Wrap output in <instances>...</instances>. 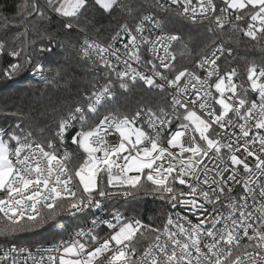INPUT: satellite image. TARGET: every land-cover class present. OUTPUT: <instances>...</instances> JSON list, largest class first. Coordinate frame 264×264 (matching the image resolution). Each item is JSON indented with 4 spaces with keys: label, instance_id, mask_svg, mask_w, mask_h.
I'll return each instance as SVG.
<instances>
[{
    "label": "snow or ice",
    "instance_id": "snow-or-ice-1",
    "mask_svg": "<svg viewBox=\"0 0 264 264\" xmlns=\"http://www.w3.org/2000/svg\"><path fill=\"white\" fill-rule=\"evenodd\" d=\"M44 3L52 12L68 18L64 27L69 30L80 19L82 10L89 7V0H44ZM92 3L107 12L126 7L123 0H92ZM156 3L165 11L175 5L193 22L211 20L221 30L231 23L232 13L236 21L249 16L253 23L248 24L244 35L253 41L258 36L264 37V0H223L225 6L219 9V14L214 0H196L195 6L193 0H156ZM21 8L18 21L3 17L0 25L3 30L23 26L13 42L20 36L27 37L29 18L37 15L46 18L39 0H25ZM145 21H153V16L142 15L135 29L122 25L113 37L116 40L121 32L127 37L122 54L112 45L105 47L88 40L81 52L85 57H98L104 67L115 72L125 91L129 88L125 77L133 83L139 78L160 91L166 85L175 89L178 94L171 95V111L144 106L131 116L107 111L98 123L85 130L89 115H99V109L114 97L109 80L98 89L93 85V90L84 94L85 103H77L61 117L54 133L56 139L48 140L46 147L34 142L31 132L22 137L0 127V193L4 194L0 197V214L5 221L0 226V237L29 230L21 225L25 220L32 222L33 227H42L48 219L54 220L61 214L60 204H66L63 211L74 216L88 210H103L106 200L134 196L141 190L158 195L172 208L182 206L201 218L193 223L185 215H168L160 229L139 219L129 220L113 209L111 220L100 217L91 220L94 227L104 224L110 230L104 238L95 233L94 227L87 232L80 229L70 241L61 240L44 250L58 255L37 258L29 249L13 248L0 261L7 260L13 252H21L27 253L25 264L28 258L33 264H264V82H261L264 68L258 71L253 65L248 69L251 90L258 93V99L251 100L247 89L243 95L238 94L233 80L237 75L235 69L218 75L217 53H224L223 45L212 52L215 59L205 56L198 64L201 69L211 65L206 78L185 68L168 79L152 60L145 62L153 73L147 75L133 68L129 60L141 63L142 48L147 46L159 60V66L171 70L168 61L174 62L176 56L170 49L180 36L165 33L150 39L144 36ZM156 26L160 27L158 21ZM46 50L50 51L39 49ZM6 56L15 62L2 70L3 78L12 79L32 64V54L25 47H10L8 41L0 39V57ZM108 57L122 63L124 70L117 71L119 64H113ZM33 67L37 72L45 71L43 64ZM155 77L165 83H156ZM213 77H216L214 84L209 83ZM213 87L218 97L213 95ZM226 92L232 95L226 98ZM210 101L220 106L219 113ZM174 121L178 123L171 130ZM77 124L79 130L71 136V143L83 151L85 159L73 171L68 167L72 153L65 148L58 155L56 142L65 144L67 133ZM214 126L219 129L216 133L212 131ZM230 127L238 128L239 134L229 132ZM164 132L169 133L166 146L161 143ZM74 179L80 185L79 195L73 187ZM104 180L106 187H101L100 181ZM235 186L240 187L239 193L234 194ZM44 208L49 210L47 219L41 217ZM58 226L64 228L63 224ZM142 229L156 235L153 244L137 260L135 240L138 234L143 235ZM85 236L88 240L82 242L79 238ZM245 238L249 243L243 245L244 251L233 255ZM11 264H17V258L13 257Z\"/></svg>",
    "mask_w": 264,
    "mask_h": 264
},
{
    "label": "trees",
    "instance_id": "trees-1",
    "mask_svg": "<svg viewBox=\"0 0 264 264\" xmlns=\"http://www.w3.org/2000/svg\"><path fill=\"white\" fill-rule=\"evenodd\" d=\"M24 3L25 0H0V25L3 24V17L13 22L18 21L21 18V5ZM39 3L44 8L46 18L38 15L29 18L31 22L28 24L30 29L28 43L25 36H20L13 42L15 35L23 31V26L19 28L13 26L8 30L0 27V39L8 41L10 47H25L32 54V64L27 65L24 72L12 79L0 75V127L16 134L31 132L44 145H47L48 140L56 139L54 133L61 117L77 103H85L84 94L90 93L93 85L99 87L107 84L109 80L114 97L99 109V115H89L85 130L98 123L100 116L107 111L131 116L142 106L170 109L171 99L166 92L133 84L127 80L125 82L129 84V88L125 91L120 87L121 80L109 79L97 64L85 60L80 51L82 34L78 30L109 42L117 32H120L122 25L126 24L133 29L142 15L153 13L162 17L166 31L180 36L174 47L176 72L185 68L191 69L196 61L215 45H223L225 49L220 61L223 72L235 69L236 77L246 87L248 69L253 65L264 68V37L258 36V39L253 41L236 31L213 32L209 23L190 22L180 14L163 12L156 0H123L126 7L111 12L101 9L89 0V7L82 10L80 19L73 22L74 27L71 30L64 27L68 18L52 12L45 6L44 0H39ZM77 24L78 26H75ZM31 41L35 43H30ZM41 47L50 51L41 52L39 51ZM12 62H15L12 57H0V73ZM38 63L45 66L43 73L35 71L33 66ZM176 124L173 126L176 127ZM77 130L79 124L67 135L64 144L72 153V161L76 168L85 159L84 153L71 143V136ZM100 183L101 187H106V180ZM66 206L58 205L61 214L54 220L48 219L42 227H33L32 222L27 220L21 221V225L29 230L0 237V247L54 243L59 238L55 231L56 224L72 220L70 214L63 211ZM120 207L128 214L136 216L145 225L162 229L168 202L160 199L158 195L146 194L141 190L133 199L120 204ZM48 216L49 210L41 215L45 219ZM4 223V218L0 214V226ZM141 231L143 235L139 234L135 245L144 248L150 245L156 233L148 232L146 229Z\"/></svg>",
    "mask_w": 264,
    "mask_h": 264
},
{
    "label": "built area",
    "instance_id": "built-area-1",
    "mask_svg": "<svg viewBox=\"0 0 264 264\" xmlns=\"http://www.w3.org/2000/svg\"><path fill=\"white\" fill-rule=\"evenodd\" d=\"M162 2H167V0H162ZM214 2L217 5V9H218L217 14H219V9L225 6L224 3H223V0H214ZM195 5H196V0H193V6H195ZM162 11L165 12V13L172 12V13L180 14L186 20H188L190 22H193L191 19H189V17H187L185 15H182L181 14V9L179 7H177V6H175V5H170V7L168 8L167 11H165V10H162ZM229 11L231 12V10H229ZM149 14L153 16V21H145V25H144V27H145L144 36L149 37L150 39H155L156 37H158V36H160L162 34H165V33L170 34L168 31H166L165 26H164L163 19H162V17L160 15H155L153 13L152 14L151 13H148L147 15H149ZM157 21L160 23V27H157L156 26V22ZM197 22H201V21L198 20ZM202 22L209 23L210 26H211V31L216 32V33L234 32V31H236V32H240L243 35H244V30H246L248 24L253 23L251 21V19H250L249 16H246L244 20L236 21L235 20V13H232V15H231V23L228 24V25H226L223 30H221L220 28H218L217 25H216V23H214L211 20H205V21H202ZM256 23H257V27H259L258 22H256ZM233 25H235V27H233ZM133 29H135V28H133ZM78 31L82 34V40H81V44H80V51H81V47H82V45H83V43H84L85 40H88L89 42L98 43V44H100L102 46H105V47H107L109 45H112L114 48L120 49L121 54L124 51L123 50V44L124 43H128V39H127V37L123 33H121V36L119 38H117L116 40H112V41L106 42V41H104V40H102V39H100V38H98V37H96L94 35H91L89 33L84 32L82 30H78ZM218 46H220V45L213 46L208 52H206V54H204L203 56H201L196 61V63L194 64V66L191 69H188V70L189 71H192V72H195L201 78H206V72H207V70L209 68H211V65H205V67L203 69H201V68L198 67V64L201 62L202 58L205 57V56H207L209 60L215 59V57H213L211 54H212V52ZM174 47H175V41L172 43V47L170 49V51H172V52L175 53ZM81 55H82V52H81ZM160 55L161 56L164 55L163 51L160 52ZM217 55L219 56V59L216 61V64L219 67V73H218V75L219 76H224L225 73H227V72H223V69H222V66H221V63H220L222 54L217 53ZM82 57L85 60H89V61L97 64L99 66V68L106 73V76L109 79L120 80L116 76L115 72H112L108 68H106V67L103 66L102 62L100 61V59L98 57H96V56L85 57L84 55H82ZM142 57H143V60H142L141 63H136L134 60H129V63L131 64V66L133 68H136L138 71L144 72L147 75H153V73L149 70V66L145 63L148 60H152L153 63H155L157 65V70L160 71L161 73H163L165 76H167L168 79H172L174 77V75L178 72V71L177 72L175 71V66H174L175 65V61L174 62L173 61H168L170 64H172V69L171 70L164 69V68L160 67L159 66V64H160L159 60H157V59H155L153 57L152 53L148 51L147 46H145L144 48H142ZM124 58H126V57H123L122 56V59H124ZM108 59H110L113 64H119V67L117 68V71L124 70L125 66L122 63H119L118 61H116L114 57H108ZM260 69H261L260 67H257V70L258 71ZM155 79H156V83H158V84L165 83L163 80H160L159 77H155ZM124 80H127V81L133 83L127 77H125ZM215 80H216V77H213L212 80L209 81V83L214 84ZM233 80H234V82L238 86V94L243 95L244 94V90L247 89V96H248V98L250 100L251 99H258V93H255V92H253L251 90V87H250L251 82L250 81L246 80V83H247V86H248V87H246L245 85H243V83L240 80H238V78L236 76L233 78ZM183 82L184 81L182 80L181 84H183ZM261 82H264V78H261ZM226 83H227V81H226ZM133 84H141L143 86L148 87L143 81L139 80V78ZM98 88L99 87H97V89ZM149 88H154L156 90H159V89H157L155 87H149ZM164 92H166L170 96V99H171V95L174 94V93H176V90L173 89V88H170V87H168L166 85ZM212 92H213V95L214 96H216V97L219 96V94L215 92L214 87L212 89ZM176 94H178V93H176ZM231 95L232 94L230 92H226L225 93V97L226 98L228 96H231ZM230 102H232V101H230ZM210 103H212V106L219 113L220 106L218 104H215L212 101H210ZM168 111H171V109H169ZM181 111H183V110H181ZM197 111L199 112V109H197ZM231 115L232 114H230V116ZM90 116H94V115H90ZM233 119L235 120L236 118L233 117ZM175 123H178V121H174L173 122L171 130H175L176 129V127L173 126ZM73 129H70L69 132L67 133V135ZM212 131L214 133H216L217 131H219V129L216 126H214V128H213ZM228 131L229 132L235 131L237 134H239V129L238 128H231L230 127L228 129ZM17 135H20V136L23 137L26 134H17ZM67 135H66V137H67ZM168 135H169L168 132H164L162 134L161 143L165 144V146H166V139H167ZM220 135H221V138H223V133L222 132H221ZM66 137H65V139H66ZM31 139L34 142H36V143L43 144L33 134H32ZM110 139H114V137H110ZM56 143H57V154L60 155V154L63 153L65 147H64V144L63 145H60L59 141H57ZM13 146H14V142H13ZM45 147H46V145H45ZM258 147H259V145L257 144L256 145V148H258ZM46 150H48V149L46 148ZM237 155H240V153H237ZM248 162L249 163L252 162L251 161V158H249V161ZM68 167L71 170H73V171L76 169L75 163L72 161V159H71V161L68 162ZM73 187L77 190V193L79 195L80 194V191H79L80 185H78L76 183V180L75 179L73 181ZM239 192H240V187L239 186H235V192H234V194L235 193H239ZM133 197L134 196H130V197L117 196V197H114V198H112L110 200H106L105 203H104L103 210H95V211L88 210V211L83 212V213H76V215H74V216L70 214V217L72 218V220H70V221H63V222H59L58 224H56L55 231L59 235V238L57 240H55L54 243L46 244V245H36V246H28V245H25V246H1L0 247V257H2L5 252H7V251H9L10 249H13V248H15L17 250H19V249H25V248L26 249H29L31 251L32 255L35 256V257H37V258L40 257V256H44L46 258L49 254H51V255H58V253H55V252L49 253V252L44 251V250L45 249H48V248H51V247H53L55 245H58L61 240L70 241L71 239L74 238V234L77 231H79L80 229H84L87 232L88 229H91V228L94 227L91 224V220L94 217H100L101 219L111 220L112 219L111 212H112L113 209H118L124 215V217H126L129 220L138 219L136 216L131 215V214H128L124 208L120 207V204H122V203H124L126 201H130L131 199H133ZM64 205H66V204H64ZM208 207H209V210H211V206H208ZM46 210H48V209L47 208L42 209L41 215ZM176 214H181V215L187 216L189 219L192 220L193 223H197L199 221V219L201 218L198 215H194L191 211H189L188 209H186V208H184L182 206H178L177 208H172L170 206V204L168 203V210H167L166 219H167V216L168 215L175 216ZM225 214H226V212H225ZM165 222H166V220H165ZM59 224H63L64 225V228L61 229L58 226ZM94 231L101 238L106 237L109 234V232H110V230L104 224H98V225H96L94 227ZM250 235H251V231H250ZM138 237H139V234L137 235V238ZM76 238H79V237H76ZM79 239H81L82 242H84V241L88 240V237L85 236V237L79 238ZM161 239L163 240L164 237L162 236ZM135 242H136V240H135ZM153 242H154V240L150 243V245H152ZM206 242H209V241H206ZM247 243H249L248 240H247V238L243 239L241 241V245H242L241 248L234 249L233 250V255L242 253L244 251L243 245H245ZM150 245H148L147 247H149ZM135 246L138 249L137 254H136V259L139 260L140 255L143 253V251L147 247H144L143 248V246H140V245H135ZM249 250H251V249H249ZM13 257L17 258V264H25V258L27 257V253L13 252V253H11V256L7 260L0 261V264H11V260H12ZM26 264H33V261L30 258H28L27 261H26Z\"/></svg>",
    "mask_w": 264,
    "mask_h": 264
},
{
    "label": "water",
    "instance_id": "water-1",
    "mask_svg": "<svg viewBox=\"0 0 264 264\" xmlns=\"http://www.w3.org/2000/svg\"><path fill=\"white\" fill-rule=\"evenodd\" d=\"M26 41H27V43L29 42V33L27 35Z\"/></svg>",
    "mask_w": 264,
    "mask_h": 264
},
{
    "label": "rangeland",
    "instance_id": "rangeland-1",
    "mask_svg": "<svg viewBox=\"0 0 264 264\" xmlns=\"http://www.w3.org/2000/svg\"><path fill=\"white\" fill-rule=\"evenodd\" d=\"M214 133V132H213ZM101 184V183H100ZM4 194L3 193H0V197H2Z\"/></svg>",
    "mask_w": 264,
    "mask_h": 264
}]
</instances>
